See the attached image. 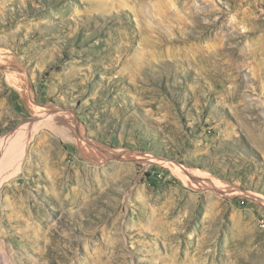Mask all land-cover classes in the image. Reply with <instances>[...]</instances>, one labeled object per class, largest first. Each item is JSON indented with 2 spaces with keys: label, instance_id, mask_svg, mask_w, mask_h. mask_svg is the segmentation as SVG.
Returning a JSON list of instances; mask_svg holds the SVG:
<instances>
[{
  "label": "rangeland",
  "instance_id": "1",
  "mask_svg": "<svg viewBox=\"0 0 264 264\" xmlns=\"http://www.w3.org/2000/svg\"><path fill=\"white\" fill-rule=\"evenodd\" d=\"M0 171V264H264V0H0Z\"/></svg>",
  "mask_w": 264,
  "mask_h": 264
},
{
  "label": "bare ground",
  "instance_id": "2",
  "mask_svg": "<svg viewBox=\"0 0 264 264\" xmlns=\"http://www.w3.org/2000/svg\"><path fill=\"white\" fill-rule=\"evenodd\" d=\"M116 2H119V1H123V0H115ZM107 2V1H106ZM5 62V61H4ZM6 64H8V66L7 67H11V68H13V65H9V62H7ZM6 68V67H5ZM25 73H18V70L17 69H14V71H13V74H11L10 76H8L9 77V79H15L16 81H18L19 83L21 82H24L25 81V75H24ZM9 75V74H8ZM14 80V82L15 83H13L14 85L15 84H17V82ZM20 85V84H19ZM30 101V100H29ZM39 108V107H38ZM37 110V109H36ZM38 117H40V115L38 116ZM53 123V122H52ZM47 124V123H46ZM61 134V133H60ZM84 134V133H83ZM81 138V137H80ZM85 145V144H84ZM88 145V144H87ZM9 146V145H8ZM88 147L89 148H91V150H92V147H91V145H88ZM3 151V150H2ZM12 151V150H11ZM11 151H9V155H8V161L10 160V158L9 157H12L13 156V152H11ZM10 152L12 153V154H10ZM23 152V151H22ZM94 152V151H93ZM8 153V152H7ZM103 154V153H102ZM6 156V155H5ZM16 156V155H15ZM103 156L104 155H100V157L101 158H103ZM95 157H96V155H95ZM94 157V158H95ZM98 157V156H97ZM5 158V157H4ZM14 158V157H13ZM99 158V157H98ZM101 158H99L98 160H100ZM16 159V158H15ZM95 159H97V158H95ZM6 161V160H5ZM5 164H6V162H5ZM8 164V163H7ZM6 164V166H8ZM3 167H4V163H3ZM6 168H4V170H5ZM3 171V170H2ZM1 172V171H0ZM194 174H193V176L195 175V172H193ZM196 173H199V172H196ZM1 174V173H0ZM1 175H3V173L1 174ZM1 175H0V178H1ZM196 175H198V174H196ZM193 176H191V177H193ZM191 177H188V178H190L191 179ZM198 177V176H197ZM195 178V177H194ZM199 178H201V176L199 177ZM205 178V177H204ZM193 179V178H192ZM204 185V184H203Z\"/></svg>",
  "mask_w": 264,
  "mask_h": 264
},
{
  "label": "built area",
  "instance_id": "3",
  "mask_svg": "<svg viewBox=\"0 0 264 264\" xmlns=\"http://www.w3.org/2000/svg\"><path fill=\"white\" fill-rule=\"evenodd\" d=\"M262 219H264V218H262Z\"/></svg>",
  "mask_w": 264,
  "mask_h": 264
}]
</instances>
